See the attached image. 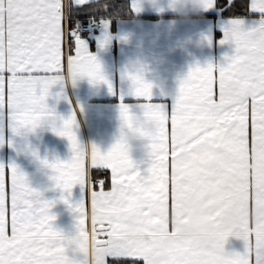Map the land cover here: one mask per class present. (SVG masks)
Instances as JSON below:
<instances>
[{"label":"crops","instance_id":"0c3cea01","mask_svg":"<svg viewBox=\"0 0 264 264\" xmlns=\"http://www.w3.org/2000/svg\"><path fill=\"white\" fill-rule=\"evenodd\" d=\"M64 2L75 4V0ZM252 2L248 0V15L225 16L214 0L212 7L206 6L202 14L184 22L171 10L157 11L144 0H130L133 17L115 22L101 19L102 28L90 35L77 32L79 19L73 27L68 21L75 33L73 42L78 36L87 44L105 79L94 82V77L85 75L73 81L65 72L46 97L52 116L35 129L17 127L14 131L11 114L0 109V164L18 166L40 199L52 204L49 211L55 217L54 229L68 240L78 238L79 213L74 209L85 200L90 213L91 191L102 189L114 193L110 212L124 236L135 242L136 255L141 257L130 260L142 264H264V181L254 162L241 159L230 148L216 149L209 158L185 165L180 163L183 158L177 157L171 169L169 158L163 193L154 191L147 198L111 189L110 169H106L110 173L108 186L95 187L90 175L88 190L76 184L67 193L53 179L55 171L44 163L73 158L70 140L53 131V126L75 114L74 131L82 147L95 145L106 153L125 139L133 170L147 176L152 164L151 140L128 127L121 118V104L129 106L136 127L155 134L156 125L146 122L144 105H163L171 112L182 82L194 67L230 62L237 45L232 40L221 43L224 29L232 19H241L245 30L258 27L264 12L253 9ZM105 36L108 41L101 46ZM136 76L152 85L150 101L136 94L132 79ZM216 92L218 98V86ZM37 94H42L41 90ZM86 223L90 228V219ZM94 250V236H89L84 249L71 243L66 255L74 264H93Z\"/></svg>","mask_w":264,"mask_h":264},{"label":"snow or ice","instance_id":"6c2138e0","mask_svg":"<svg viewBox=\"0 0 264 264\" xmlns=\"http://www.w3.org/2000/svg\"><path fill=\"white\" fill-rule=\"evenodd\" d=\"M86 3L89 0H75L74 5ZM74 5L64 0H0V109L11 114L14 131L17 127L35 129L52 116L46 97L49 89L64 79L65 72L73 81L85 75L94 77V82L105 79L87 44L78 36L73 42L75 33L68 21ZM213 5L214 0H207L208 7ZM251 7L264 12V0H253ZM224 31L221 43L232 40L237 45V54L230 62L194 67L182 82L171 112L163 105H144L146 122L156 125L155 134L146 127H136L129 106L121 104V118L128 127L151 140L152 164L147 176L133 170L125 139L106 153L95 145L82 147L74 131L73 114L61 118L60 126H53V131L70 140L73 158L44 161L55 171L53 179L58 186L67 193L76 184L88 190L94 166L98 171L110 169L111 189L147 198L154 191L163 193L169 158L171 169L177 157L183 158L181 165L190 164L223 147L254 162L258 177L264 181V18L251 30L244 29L241 19H232ZM107 41V36L102 38L101 46ZM132 79L136 94L150 101L152 85L139 76ZM38 89L42 94H37ZM97 183L103 185L104 180L97 179ZM113 195L111 191L92 190L90 213L85 200L74 209L79 213V237L68 240L53 227L52 204L40 199L18 166L0 164V264H74L66 255L67 246L76 243L82 250L89 236L95 241L93 264H108L109 258L113 264L141 259L135 242L124 236L110 212ZM101 234L104 239H100Z\"/></svg>","mask_w":264,"mask_h":264},{"label":"trees","instance_id":"16d2710c","mask_svg":"<svg viewBox=\"0 0 264 264\" xmlns=\"http://www.w3.org/2000/svg\"><path fill=\"white\" fill-rule=\"evenodd\" d=\"M219 8H222V14L225 16H245L249 14L248 0H233L228 3L227 0H217ZM130 0H95L84 5L72 7L69 20L70 25H75V20L88 22L91 19H110L115 22L118 19L133 17ZM91 178L95 187L99 186L97 179H103V187L108 186L110 173L106 169L91 170ZM109 264H113L110 260ZM119 264H142L138 260H121Z\"/></svg>","mask_w":264,"mask_h":264},{"label":"clouds","instance_id":"9594fccd","mask_svg":"<svg viewBox=\"0 0 264 264\" xmlns=\"http://www.w3.org/2000/svg\"><path fill=\"white\" fill-rule=\"evenodd\" d=\"M144 3L157 11L171 10L184 22H189L193 16L202 14L207 6V0H144ZM144 38H148L147 30Z\"/></svg>","mask_w":264,"mask_h":264},{"label":"built area","instance_id":"2783aa9c","mask_svg":"<svg viewBox=\"0 0 264 264\" xmlns=\"http://www.w3.org/2000/svg\"><path fill=\"white\" fill-rule=\"evenodd\" d=\"M103 26L101 19H91L88 22L79 21L77 23V32L81 34L90 35L93 32L100 30Z\"/></svg>","mask_w":264,"mask_h":264}]
</instances>
